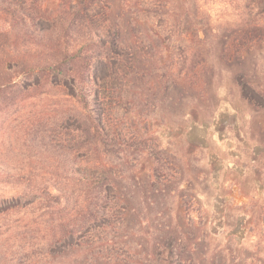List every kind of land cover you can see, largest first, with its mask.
Masks as SVG:
<instances>
[{
    "label": "rangeland",
    "instance_id": "rangeland-1",
    "mask_svg": "<svg viewBox=\"0 0 264 264\" xmlns=\"http://www.w3.org/2000/svg\"><path fill=\"white\" fill-rule=\"evenodd\" d=\"M169 1L139 9L140 24L119 32L122 42L110 52L113 74L102 60L89 74L108 88L103 111L115 152H102L98 160L91 154L81 167L99 163V171L112 175V192L127 207L125 232L105 237L100 229L50 248L44 225L22 233V225L43 211L23 217L31 208H21L22 200L19 209L0 213V264H126L110 258L122 243L132 264L154 239L184 236L199 242L205 264L238 256L242 264H264V0ZM185 12L192 21L183 28ZM255 24L261 28L245 34ZM197 28L203 39L194 35ZM255 33L258 40L248 41ZM183 53L187 62L179 73ZM22 96L0 114V161L11 172L27 171L30 163L40 171L41 162L54 163L51 142H33L28 134L85 135V117L62 123L65 115L81 113L67 77L45 75ZM10 187L0 182V212L13 202ZM50 211L42 220L60 216L57 208Z\"/></svg>",
    "mask_w": 264,
    "mask_h": 264
},
{
    "label": "trees",
    "instance_id": "trees-1",
    "mask_svg": "<svg viewBox=\"0 0 264 264\" xmlns=\"http://www.w3.org/2000/svg\"><path fill=\"white\" fill-rule=\"evenodd\" d=\"M170 2L0 0V114L3 108L14 106L19 95L28 97L31 90L41 85L43 76L53 74L72 80L75 97L80 104L81 113L65 115L62 123L67 118L80 121L82 114L85 117V123H81L85 135L71 133L58 136L60 133H46L44 130L38 135L28 134L33 142H43L49 138L51 145L48 148L54 156L52 165L41 162L38 171L39 167L31 166L30 163L27 171L19 169L11 172L0 161V182L10 185L13 190V202L0 213L19 209L22 200L25 203L21 208H31V211L24 212L26 215L23 217L33 215L35 209H43L37 217L22 225L24 235L33 233L34 227L44 225L43 230L48 231L50 236L48 245L55 249L59 245L67 246L68 242L70 244L76 238L80 241L90 238L100 229L105 237H116L120 229L125 232L122 217L128 213L127 207L122 206L112 192V175L99 171L102 166L99 163H94L87 171L81 167L82 160L88 165L91 154L94 160H98L102 152H115L116 136L107 126V116L103 111V103L109 96L106 94L108 88L103 87L104 79L92 78L89 74L96 60H102L109 73L113 74L116 57L110 52L122 42L117 37L119 32L125 27L140 24L139 9H160ZM180 20L179 24L183 28L192 21L186 12ZM247 28L245 34L251 33V29H260L261 25H249ZM194 33L197 38L203 39L200 29L197 28ZM248 36L237 39L238 43L243 38H250ZM257 36L259 34L255 33L247 40H258ZM228 46H225L226 50ZM234 47L235 50L241 49L240 44ZM186 56L185 53L178 56L176 64L179 73L181 68H185ZM41 146L46 147L45 143H41ZM67 164L69 167L65 169ZM51 188L56 192L53 193ZM52 208H57L60 216L42 220L43 215L51 214ZM2 226L4 223H0V228ZM7 227L11 225L7 224ZM152 243L145 256L132 264H205L204 257L198 253L199 242L186 239L185 236L167 243L154 239ZM119 245L120 248L111 253L110 258L127 264L133 254L128 244ZM242 260L241 256H238L237 261L223 257L219 263L214 259L209 264H242Z\"/></svg>",
    "mask_w": 264,
    "mask_h": 264
}]
</instances>
